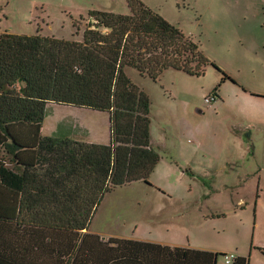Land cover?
<instances>
[{
  "label": "trees",
  "instance_id": "1",
  "mask_svg": "<svg viewBox=\"0 0 264 264\" xmlns=\"http://www.w3.org/2000/svg\"><path fill=\"white\" fill-rule=\"evenodd\" d=\"M126 2L127 14L90 10L79 39L0 33V264H216V252L87 231L107 192L148 183L159 160L148 96L125 68L152 79L217 68L158 13ZM48 103L107 113L108 143L41 135Z\"/></svg>",
  "mask_w": 264,
  "mask_h": 264
},
{
  "label": "rangeland",
  "instance_id": "2",
  "mask_svg": "<svg viewBox=\"0 0 264 264\" xmlns=\"http://www.w3.org/2000/svg\"><path fill=\"white\" fill-rule=\"evenodd\" d=\"M139 1L218 69H166L152 79L125 68L148 96L159 160L148 183L107 192L89 230L206 249L218 253L216 264L224 253L264 264V0ZM90 10L129 12L126 0H0V33L79 39ZM49 119L41 134H73L64 125L52 133ZM98 129L108 133V121Z\"/></svg>",
  "mask_w": 264,
  "mask_h": 264
},
{
  "label": "crops",
  "instance_id": "3",
  "mask_svg": "<svg viewBox=\"0 0 264 264\" xmlns=\"http://www.w3.org/2000/svg\"><path fill=\"white\" fill-rule=\"evenodd\" d=\"M105 114L106 116L102 115ZM49 114V121L51 122L52 126L54 127L52 130V133L61 131L62 126L64 125L67 130H73V134L70 132L67 133L65 137L76 139V140H82L90 143H107V135H108V141H109V117L108 114L105 112L92 110L88 108H81V107H75L70 105H62V104H56V103H48L45 107V116L43 119V122L45 118ZM100 119V121L98 120ZM80 120V123L78 122ZM108 121V133L105 131L103 133L100 132L98 127L100 124L104 121ZM43 122L41 125L40 133L42 130ZM75 123V125H71ZM101 133L102 136H98V134ZM43 135V134H41ZM48 136V135H44ZM53 136V135H51ZM56 137V136H55ZM152 143V142H151ZM153 145V144H152ZM88 232L94 233L99 235L97 232H93L89 230V226L87 229ZM100 236V235H99ZM102 239L112 237H102ZM132 239V238H129ZM134 240H140V241H146L141 239H134ZM152 243H156L162 246H168L170 248L172 247H183V248H192V249H200V250H206L196 247H189L180 243H170V242H156V241H148ZM209 251V250H208Z\"/></svg>",
  "mask_w": 264,
  "mask_h": 264
},
{
  "label": "built area",
  "instance_id": "4",
  "mask_svg": "<svg viewBox=\"0 0 264 264\" xmlns=\"http://www.w3.org/2000/svg\"><path fill=\"white\" fill-rule=\"evenodd\" d=\"M233 257H234L233 254H226V253H225V254L223 255L224 263H225V264H229V263L232 261Z\"/></svg>",
  "mask_w": 264,
  "mask_h": 264
}]
</instances>
